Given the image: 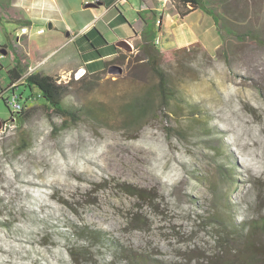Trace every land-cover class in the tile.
<instances>
[{
	"label": "rangeland",
	"instance_id": "rangeland-1",
	"mask_svg": "<svg viewBox=\"0 0 264 264\" xmlns=\"http://www.w3.org/2000/svg\"><path fill=\"white\" fill-rule=\"evenodd\" d=\"M205 1L219 16V45L194 42L161 61L166 101L158 75L131 46L99 70L59 76L77 120L48 116L41 99L25 101L31 92L23 76L16 80L28 103L0 126V264H84L69 255L80 245L91 253L86 264H107L121 253L111 241L166 264L264 253V235L248 239V229L219 243L221 222L232 233V221L264 217V0ZM65 5L74 21L85 2ZM40 27L30 37L37 53L55 50L32 72L51 74L67 54L77 59L69 33ZM0 45L8 51L0 54V121L8 122L6 69L20 49L1 26ZM85 227L103 238L78 235Z\"/></svg>",
	"mask_w": 264,
	"mask_h": 264
},
{
	"label": "crops",
	"instance_id": "crops-1",
	"mask_svg": "<svg viewBox=\"0 0 264 264\" xmlns=\"http://www.w3.org/2000/svg\"><path fill=\"white\" fill-rule=\"evenodd\" d=\"M116 1L99 0V3L92 7L85 4L80 17H77L78 20L69 21L70 14L66 11L65 5L66 3L68 5V0H0V26L17 41L20 49L17 65L22 75L26 73V68L22 70V66L25 67L22 60H26L29 67L34 66L39 70L38 66L44 64L55 50L39 55L38 48L30 41L32 33H37L38 29L34 30L35 26L42 23H51V29L60 26L65 32L64 35L70 34V41L74 44L77 59L69 62L67 54L53 66L51 74L44 72L62 78L79 68L87 69L88 72L101 69L105 62L119 56L121 50L116 51L113 48L118 47L116 45L118 41L124 40L134 49H139L143 35H146L160 51L178 49L194 42L205 44L211 41L215 44L214 47L219 45L221 39L219 27L213 17V10L205 0L204 6L211 9V12H205L191 4H187V8H176L169 0ZM179 9L184 12L183 15L178 12ZM62 14L66 20L62 18ZM156 20H160V23L157 24ZM22 25L29 26L30 32L17 36L16 31ZM70 26L77 27V30L68 32L67 28ZM87 31L88 39H85L82 36ZM95 49H98L100 54H96ZM13 59L15 60L16 56Z\"/></svg>",
	"mask_w": 264,
	"mask_h": 264
},
{
	"label": "trees",
	"instance_id": "trees-1",
	"mask_svg": "<svg viewBox=\"0 0 264 264\" xmlns=\"http://www.w3.org/2000/svg\"><path fill=\"white\" fill-rule=\"evenodd\" d=\"M176 8L178 7H184L187 8V4L195 5L200 8H202L205 12H211V9L206 8L204 6L203 0H169ZM216 1H222V0H216ZM228 1V0H227ZM181 15L184 14V12L179 11ZM213 12V17L215 21L219 25V16ZM160 23V20H159ZM158 23V24H159ZM220 27V26H219ZM90 31V30H89ZM87 31L82 37L85 39H88V33ZM226 31H229V33L232 31L231 28H227ZM257 39H260V36H256ZM142 43L140 44V51H142L141 57L137 58L140 60H145L150 67L155 71V73L158 75L159 82H158V87H159V93L163 97V101L167 100L166 96V81L164 78V75L160 69V63L163 59L169 57V56H174V51H160L154 43H152L149 38L147 39L146 35L142 36ZM188 46L191 47H196L199 46L197 43L190 44ZM188 46H183L175 51H185L187 50ZM4 49V47H2ZM114 50L120 51L121 49L118 47L113 46ZM96 50V54H100V51L98 49ZM8 54V53H7ZM124 58V57H122ZM136 59V60H137ZM114 61L120 60L113 59ZM111 62V61H109ZM108 62H105L104 65H106ZM6 72L9 76L10 83L15 82L16 80L20 79L23 75L20 72L17 63H14L12 67H9L6 69ZM59 76H50L47 74H41L40 72L33 71L26 75L24 77V81L21 83V85L24 86V88H28L30 93L26 98L25 101L30 100V98H36V100H43L44 101V108L45 112L48 116H53L54 114H58L64 117H68L71 120H77V114L76 111L73 107L68 106L63 104V97L68 93V83H62L59 79ZM84 81V78H80V81L77 80V82H82ZM16 86L11 87L10 90H14ZM21 95V94H20ZM26 103H23V109L17 113L15 118H20L22 114L24 113V109L26 108ZM12 114V113H11ZM13 116V115H12ZM195 219L201 220L200 216L195 217ZM233 220V219H232ZM203 223L211 225V223L208 221H203ZM221 222V221H220ZM224 226V223L221 222ZM221 224V225H222ZM220 227L221 233L223 235V240L222 242L219 241L220 245H224V243H228V237L231 235V238L234 239L235 237H241L244 234L242 233L245 231V229L250 230L248 239L257 237L258 235H264V217L259 220V221H244L238 225L237 223L232 221V227L235 228L232 230V233H228L225 230L224 227ZM238 227H241V229L238 230ZM83 233H79L83 238H88V240L91 241V239H99L103 238V235H99L100 233H94L93 231H90L88 228L85 227L82 231ZM252 232V235H251ZM85 233V235H84ZM236 234V235H235ZM93 239V240H94ZM218 239V238H217ZM236 239V238H235ZM105 240V239H104ZM107 243H109V239L106 238ZM114 249L121 252V253H110V258L108 260L107 264H166L162 261H159L158 259H150L149 257H146L145 255L138 254V253H124L126 252L124 249L118 248V246L111 241ZM79 253H75L72 250V246L69 247V255L71 259H73L76 263L83 262L84 264L88 263L89 261V255L91 254L87 247L84 245H80L79 248ZM84 250V251H83ZM207 261L210 262V264H264V253H253L252 248H245L244 250H238L237 253H229L227 254L226 258L224 259H219L218 254H209L207 256Z\"/></svg>",
	"mask_w": 264,
	"mask_h": 264
},
{
	"label": "built area",
	"instance_id": "built-area-1",
	"mask_svg": "<svg viewBox=\"0 0 264 264\" xmlns=\"http://www.w3.org/2000/svg\"><path fill=\"white\" fill-rule=\"evenodd\" d=\"M121 0H117L116 2H120ZM94 3V4H97V3H99V0H86L85 1V4L86 3ZM156 22H157V24L159 23V20H156ZM44 31V29L43 28H39L38 30H37V32L38 33H42ZM29 32H30V28H29V26H27V25H22V26H20L19 27V29H18V31H16V35L17 36H21V35H25V34H29ZM156 44L158 43V40H156V42H155ZM0 47H1V45H0ZM34 68H32V67H29V69L27 70V72L23 75V77H25L26 75H28L29 73H31L32 72V70H33ZM82 72L83 70L82 69H77L76 71H74V76L76 77V78H79V73L78 72ZM15 84H16V81L15 82H13V83H11V84H9V86L7 87V91L9 92L8 93V95L4 98V102L6 103V105L8 106V107H11V109H12V114H11V118H10V120L8 121V122H6V121H1V126L2 127H6V126H8V125H10V124H13L14 122H15V120H16V118L14 117V114H17V113H19L22 109H23V104L19 101V98H20V94L18 95V93L17 92H15L14 90H10V88L11 87H14L15 86ZM0 98H2V96L0 95ZM13 115V116H12Z\"/></svg>",
	"mask_w": 264,
	"mask_h": 264
},
{
	"label": "water",
	"instance_id": "water-1",
	"mask_svg": "<svg viewBox=\"0 0 264 264\" xmlns=\"http://www.w3.org/2000/svg\"><path fill=\"white\" fill-rule=\"evenodd\" d=\"M97 4H94V3H86V6L88 7V6H96ZM51 27H52V25H51V23H49L48 24V28L49 29H51ZM116 45L118 46V47H123V48H125V49H127V50H129L131 47H130V44L129 43H127L126 41H118L117 43H116ZM6 53H7V51L5 50V49H2V48H0V54L1 55H6ZM111 71H119L120 70V68L119 67H117V66H114V67H111V69H110ZM0 126H1V121H0Z\"/></svg>",
	"mask_w": 264,
	"mask_h": 264
},
{
	"label": "bare ground",
	"instance_id": "bare-ground-1",
	"mask_svg": "<svg viewBox=\"0 0 264 264\" xmlns=\"http://www.w3.org/2000/svg\"><path fill=\"white\" fill-rule=\"evenodd\" d=\"M78 73H79V74H81V72H80V71H79Z\"/></svg>",
	"mask_w": 264,
	"mask_h": 264
}]
</instances>
